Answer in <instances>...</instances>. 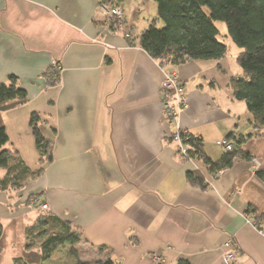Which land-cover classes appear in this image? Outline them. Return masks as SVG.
Listing matches in <instances>:
<instances>
[{
  "label": "crops",
  "instance_id": "1",
  "mask_svg": "<svg viewBox=\"0 0 264 264\" xmlns=\"http://www.w3.org/2000/svg\"><path fill=\"white\" fill-rule=\"evenodd\" d=\"M108 1L0 0V84L14 76L27 93L25 103L0 110V127L6 149L32 171L43 167L21 190L0 191V257L10 248V227L26 243V229L39 217L27 200L40 195L50 215L79 229L87 246L110 250L119 264H222L229 239L237 264H264V230L246 214L249 206L264 214V183L251 161L237 158L212 178L170 140L175 131L188 132L216 161L225 153L217 143L234 134L245 139L238 149L264 169V132L252 127L245 103L232 99L241 50L226 37L219 61L161 65L138 40L156 20V4L111 0L123 12L117 30L97 14ZM141 1L150 2L149 15ZM217 27L225 37L224 25ZM55 64L59 80L48 86L45 74ZM167 74L181 81L186 100L172 123L161 95ZM33 113L52 148V161L42 167L29 124ZM192 171L203 175L205 189L187 181ZM5 174L0 169V179Z\"/></svg>",
  "mask_w": 264,
  "mask_h": 264
},
{
  "label": "trees",
  "instance_id": "2",
  "mask_svg": "<svg viewBox=\"0 0 264 264\" xmlns=\"http://www.w3.org/2000/svg\"><path fill=\"white\" fill-rule=\"evenodd\" d=\"M157 7V18L138 36L139 46L152 59L164 64L169 61L172 65H181L189 61H219L227 54L225 38L241 50L236 63L242 75L231 80L232 99L243 102L250 114V123L256 132H264V0H154ZM111 8L116 5L103 2ZM163 22V27H157V21ZM117 21L109 22V29L116 28ZM217 24L226 28V35L221 36ZM132 41L130 45H132ZM46 82L54 86L59 80L57 65L51 68ZM27 101V93L17 85L14 76L9 77L8 83L0 84V110L23 104ZM41 118L33 113L30 116V127L35 139L36 148L41 157V167L52 161L51 144L40 133ZM182 145L186 153H177L185 161L197 160L202 162L208 174L215 178L230 169L237 158L249 161L256 159L251 154L240 149L245 139L229 134L226 141L234 142L236 149L225 153L216 161L211 160L204 152L203 141L188 132L179 131ZM264 136V133L263 135ZM170 140L173 142L172 138ZM8 137L4 127H0V169L5 170V176L0 179V191L13 189L19 191L32 179L38 178L43 171H32L21 161L18 153L6 149ZM256 176L264 183V169L256 172ZM187 181L201 189L206 188L205 178L200 172L192 171L186 174ZM32 201L46 203L41 196H32ZM33 209L38 206L33 205ZM246 214L254 221V227L264 230V214L257 208L249 206ZM3 236L0 224V244ZM82 241L79 229L50 214L42 215L35 223L26 229V249L38 250L39 263L50 261L54 253L61 247L70 246L69 254L76 264H119L111 257L110 250L104 247L91 249L103 254L102 259L94 262H84L78 257L74 247ZM2 248L0 245V253ZM15 264H28L15 261ZM178 264H189L179 261Z\"/></svg>",
  "mask_w": 264,
  "mask_h": 264
},
{
  "label": "rangeland",
  "instance_id": "3",
  "mask_svg": "<svg viewBox=\"0 0 264 264\" xmlns=\"http://www.w3.org/2000/svg\"><path fill=\"white\" fill-rule=\"evenodd\" d=\"M150 2H153V4L155 3L154 0H150ZM150 2L147 3V2L141 1V4H142L141 7H142V9H144V13H146V14L151 13ZM121 15L122 16L120 18H115V17L112 18V20L117 21V24H116L117 30H122V27H123V12H121ZM156 18H157V15H156ZM104 21H105V26L107 28H109V22L111 20L105 18ZM163 25L164 24L162 21H160V20L157 21V27L158 28H162ZM124 36H125V38L130 39L129 34L125 33ZM168 63H169V61H166L164 64H168ZM236 64L237 63H235V66H237V68L239 69V66ZM161 65H163V64H161ZM166 76H171V77L173 76L174 78H176V80H177L176 82H177L178 87L176 89H174V91H172V92L179 93L178 92V90H179L180 93L182 94V92H181V86H182L181 81H179V79L177 77H175L174 75L167 74ZM172 92H167V94L172 95ZM162 94H164L163 91H161V95ZM33 199H35V198H32V199L29 198L27 200V205H29L31 208L33 207L31 205ZM34 210L38 211V213L41 214L39 212V209H34ZM48 212L49 213H47V214H50V207H49ZM47 214H45V215H47ZM19 233H20V230L17 226H15V227L12 226L8 230V240L10 241V248L7 246L9 249L7 254L2 255L0 257V264H15L16 263L15 261H17V260L23 261V262L28 263V264L39 263V257L37 255L39 253L38 250L36 248L31 249V250L26 249L27 243H24V244L21 243ZM1 248H2V246H1ZM2 249H4V248H2ZM5 249H7V248H5ZM69 250H70V246H68V245L59 248L54 253L53 258L44 264H76V260L73 257H71V255L69 254ZM74 250L77 252L79 259L81 261H84V262H94L100 258V255L98 253L93 252L92 251L93 249H91L89 246L84 244V242H82V241H80L74 247Z\"/></svg>",
  "mask_w": 264,
  "mask_h": 264
},
{
  "label": "built area",
  "instance_id": "4",
  "mask_svg": "<svg viewBox=\"0 0 264 264\" xmlns=\"http://www.w3.org/2000/svg\"><path fill=\"white\" fill-rule=\"evenodd\" d=\"M121 10L119 8H111L110 6L107 5H101L98 8L97 14L104 19H109L112 20V18H120L121 15ZM176 78L173 76H165L162 86H161V91H163L164 94H162V104H163V110L166 115V119L169 123H172L175 121L176 117L178 114L186 107V100L184 96L180 93L172 92L174 89L178 87ZM167 92H172V95H168ZM171 138L173 142L178 144L179 146V151L181 154L186 153V147L182 145V140L179 135V131H175L174 133L171 134ZM219 146L224 148V150L227 152L232 150V145L229 141L223 140L217 143ZM254 171L257 172L261 165L257 159H253L251 161ZM216 178V177H215ZM208 184V182H206ZM31 205H36L38 206L39 212L42 215H45L49 213V206L47 203L40 204L38 200L32 201ZM248 223L252 224L254 221L252 219H248ZM224 255L222 259V264H237L236 260V255L233 253V249L235 248V243L233 239L227 240V242L224 244Z\"/></svg>",
  "mask_w": 264,
  "mask_h": 264
}]
</instances>
